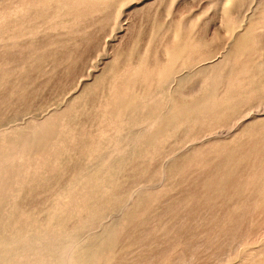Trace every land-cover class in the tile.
Returning a JSON list of instances; mask_svg holds the SVG:
<instances>
[{
    "label": "rangeland",
    "instance_id": "rangeland-1",
    "mask_svg": "<svg viewBox=\"0 0 264 264\" xmlns=\"http://www.w3.org/2000/svg\"><path fill=\"white\" fill-rule=\"evenodd\" d=\"M263 232L264 0H0V264H264Z\"/></svg>",
    "mask_w": 264,
    "mask_h": 264
},
{
    "label": "bare ground",
    "instance_id": "bare-ground-1",
    "mask_svg": "<svg viewBox=\"0 0 264 264\" xmlns=\"http://www.w3.org/2000/svg\"><path fill=\"white\" fill-rule=\"evenodd\" d=\"M223 54V53H222ZM220 57V56H219ZM260 107V106H259ZM252 108H250L249 110H247L244 114L242 113V114H240L238 117H235V118H233L232 120H231V122H227L226 124H220V125H218L216 128H214V129H210V130H207V132H205L202 136H200V134H199V132L198 133H196V134H194L193 136H192V138L189 140L190 141V143H192V142H195V141H198V140H204L205 138H209V137H212V136H214V135H218V134H223V133H226V134H231V133H234L233 131L235 130V127L236 126H238V125H241V124H243V122L246 120V118H248L251 114H252ZM255 110H257V108L255 109ZM258 111V110H257ZM260 111V110H259ZM253 112H254V110H253ZM250 120V119H249ZM190 144H188L186 147H188ZM142 182H145V181H142ZM141 182V183H142ZM189 215V214H188ZM201 232H199L198 234H200ZM264 233V232H263ZM259 236H261V237H263L264 236V234H263V236L262 235H260L259 234ZM259 236L257 237V236H255V238L257 237V238H259ZM260 237V239H264V237L263 238H261ZM250 238H251V236H250ZM254 238V237H253ZM254 238V239H255ZM256 238V239H257ZM246 239V238H245ZM260 239L259 240H252V239H249V240H252V241H254L253 243H259L260 242ZM246 240H244V241H241V242H239L236 246V250H235V254H237V253H240V256H241V262H240V264H248L249 262H250V260H253V257L256 255V251L254 252V251H252L251 250V248L248 246V244L250 243V241L248 242V240H247V242H245ZM252 241H251V244H253L252 243ZM261 243H262V241H261ZM263 244V243H262ZM242 246V247H241ZM257 251H258V249H257ZM67 256V255H66ZM234 256V255H233ZM230 260V259H229ZM64 261V263L65 264H67V260L65 259V257L64 258H62V261H61V263H58V264H62V262ZM63 263V264H64ZM40 264H43V263H40ZM48 264H50V263H48Z\"/></svg>",
    "mask_w": 264,
    "mask_h": 264
}]
</instances>
